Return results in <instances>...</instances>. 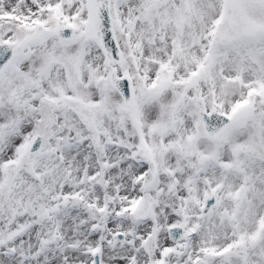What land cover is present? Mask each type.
<instances>
[{
	"label": "snow or ice",
	"instance_id": "6c2138e0",
	"mask_svg": "<svg viewBox=\"0 0 264 264\" xmlns=\"http://www.w3.org/2000/svg\"><path fill=\"white\" fill-rule=\"evenodd\" d=\"M0 264H264V0H0Z\"/></svg>",
	"mask_w": 264,
	"mask_h": 264
}]
</instances>
